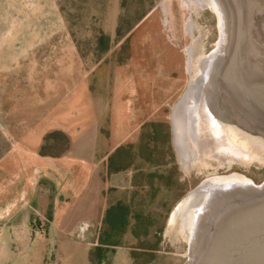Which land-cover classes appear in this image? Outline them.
Listing matches in <instances>:
<instances>
[{
    "label": "rangeland",
    "instance_id": "obj_1",
    "mask_svg": "<svg viewBox=\"0 0 264 264\" xmlns=\"http://www.w3.org/2000/svg\"><path fill=\"white\" fill-rule=\"evenodd\" d=\"M33 2L39 4L41 16L46 13L47 17H51L54 2L57 14L55 19H25L22 29L16 28L13 19H0V102L7 98L30 100V78L37 71L55 75L71 71L87 78L94 98L90 99L93 114L100 113L102 103L110 111L118 108L119 102L127 105L129 114L137 115L139 125L162 122L168 134H157L151 161L140 158L134 148L131 166L116 174L120 188L111 190L118 199L128 200L134 190L138 191L134 201L145 195V213L154 215L153 225L139 238L125 231L119 246L102 264H188L220 197H209L200 207L182 209L170 226L169 217L178 202L206 179L212 183L213 178L234 174L253 186L264 182L263 131L236 117L210 119L215 127L209 126L214 141L210 142L209 137L197 134L199 112L183 108L180 101L189 81L185 50L189 46L192 50L190 65L195 79L201 59L217 48V19L212 6H190L192 31L188 33L185 0H25V8ZM101 35L109 38L105 52L98 43ZM19 69L24 77L20 85L23 91L6 94V87L15 86ZM176 116L187 122L188 131L177 132ZM104 127L102 132L108 135L107 123ZM10 144L0 132V155ZM128 177L131 187L123 189ZM150 180L154 183L150 188L132 185V181ZM253 186L211 187L210 192L223 196ZM192 214H197L195 221L188 219ZM37 229L45 233L44 226ZM94 230L83 239L72 232L68 243L52 239L48 243H20L9 226L7 238L0 236V264H90L85 246L89 250L93 247Z\"/></svg>",
    "mask_w": 264,
    "mask_h": 264
},
{
    "label": "crops",
    "instance_id": "obj_2",
    "mask_svg": "<svg viewBox=\"0 0 264 264\" xmlns=\"http://www.w3.org/2000/svg\"><path fill=\"white\" fill-rule=\"evenodd\" d=\"M27 4L31 7L25 8V0H0V19H13L22 29L25 19L47 17L41 16L39 4ZM56 14L53 2L47 18L55 19ZM20 72L6 94L23 91ZM30 79V100L0 102V132L11 142L0 155V236L7 238L10 226L16 242L68 243L69 234L75 235L81 226L87 233L93 231L109 203L118 199L111 191L120 188L118 172L105 183L103 158L118 146L136 142L141 125L125 103L117 102L118 108L110 111L102 103L100 113L93 114L87 78L71 71H37ZM106 123L108 135L102 132ZM54 130L68 136L69 148L59 156L40 155L44 135ZM130 187L128 177L123 189ZM42 226L43 234L37 229ZM85 249L89 252V246Z\"/></svg>",
    "mask_w": 264,
    "mask_h": 264
},
{
    "label": "water",
    "instance_id": "obj_3",
    "mask_svg": "<svg viewBox=\"0 0 264 264\" xmlns=\"http://www.w3.org/2000/svg\"><path fill=\"white\" fill-rule=\"evenodd\" d=\"M187 31H192L190 6L210 5L217 19V48L201 59L197 78L191 74L180 101L209 119L236 117L264 132V0H185ZM203 180L172 210L169 225L182 209L214 204L192 260L188 264H264V182L251 189L219 195Z\"/></svg>",
    "mask_w": 264,
    "mask_h": 264
},
{
    "label": "trees",
    "instance_id": "obj_4",
    "mask_svg": "<svg viewBox=\"0 0 264 264\" xmlns=\"http://www.w3.org/2000/svg\"><path fill=\"white\" fill-rule=\"evenodd\" d=\"M119 30L120 26L117 28V35H120ZM108 41L109 38L105 35L98 38L102 52L108 50ZM163 126L165 125L162 122L144 121L141 123V132L137 144L127 143L105 154L103 158V181L106 183L111 174L131 166V156H133L132 150L134 148H136L137 155L140 158L146 162L151 161L150 156L155 150L157 134L159 132H163L166 136L168 134V129ZM150 143H154V146L150 147ZM68 148V136L59 130H54L44 135L39 154L42 156H59ZM132 185H138L142 189L145 186L153 187L154 183L151 180L139 184L132 181ZM108 190H105L104 193L106 194ZM137 192V190H134L128 200L117 199L109 203L104 210L94 230L93 247L88 252L90 264H102L107 255L113 253L115 248L119 246L120 238L125 231L129 230L135 238L149 233V229L153 225L154 215L145 213V195H140L138 200L134 201ZM131 255L133 254L131 253Z\"/></svg>",
    "mask_w": 264,
    "mask_h": 264
},
{
    "label": "bare ground",
    "instance_id": "obj_5",
    "mask_svg": "<svg viewBox=\"0 0 264 264\" xmlns=\"http://www.w3.org/2000/svg\"><path fill=\"white\" fill-rule=\"evenodd\" d=\"M193 79V78H192ZM182 103V102H181ZM179 105H181V104H179ZM177 107V106H176ZM178 108V107H177ZM183 108H186V106L184 107L183 106ZM183 108H181V109H183ZM184 110V109H183ZM178 111V110H177ZM177 111H175V112H177ZM182 111V110H181ZM185 111V110H184ZM183 112V111H182ZM179 115V114H178ZM185 116V118H186V115H184ZM183 116V117H184ZM177 118H176V120H175V128H176V130H177V132H183L184 130H185V132H186V130H187V128H186V126H187V122L186 121H184L180 116H176ZM195 117V116H194ZM203 117H205L204 115H202L201 113H199L198 115H196V128H197V134L199 135V137L201 136L202 138L203 137H209V139H211L210 140V142L212 141V142H214L213 141V139L211 138V134L213 133H211L210 132V130H208L209 129V126L212 128V126L213 125H211L212 124V121L209 119V118H207V117H205V119H203ZM193 118V117H192ZM194 120V121H195ZM203 120H206L205 122L203 121ZM194 123V124H195ZM206 124V125H205ZM209 124V125H208ZM188 130H189V126H188ZM187 130V131H188ZM213 130H215V127L213 126ZM194 131V130H193ZM211 131H212V129H211ZM191 133V132H190ZM181 135V134H180ZM179 135V136H180ZM183 135V134H182ZM181 135V136H182ZM181 138V137H180ZM182 140V139H181ZM203 140V139H202ZM212 179H210V181H211ZM213 183H215V184H213ZM212 186L211 187H213L214 188V190L215 189H218V188H224V189H229V188H231V186L232 185H236V186H242V187H246V186H248V187H252L253 186V184H252V182H250V181H248L247 179H245L244 177H242V176H240V175H234V174H232V175H228V176H225V177H216V178H213V182H212ZM216 187V188H215ZM240 188V187H239ZM212 189V188H211ZM242 189H244V188H242ZM219 190V189H218ZM197 211H200L199 209L197 210ZM196 211V212H197ZM197 215V214H196ZM196 215L194 216L193 214L190 216L191 218H188V219H193L192 221H195V218H196ZM198 216H200V215H198ZM199 218V217H198Z\"/></svg>",
    "mask_w": 264,
    "mask_h": 264
},
{
    "label": "built area",
    "instance_id": "obj_6",
    "mask_svg": "<svg viewBox=\"0 0 264 264\" xmlns=\"http://www.w3.org/2000/svg\"><path fill=\"white\" fill-rule=\"evenodd\" d=\"M87 234V228L85 226H81L77 232V237L84 238Z\"/></svg>",
    "mask_w": 264,
    "mask_h": 264
}]
</instances>
